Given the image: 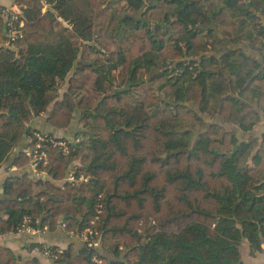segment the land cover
Segmentation results:
<instances>
[{
	"label": "trees",
	"instance_id": "1",
	"mask_svg": "<svg viewBox=\"0 0 264 264\" xmlns=\"http://www.w3.org/2000/svg\"><path fill=\"white\" fill-rule=\"evenodd\" d=\"M17 1L25 5L23 36L0 45V164L70 72L48 118L67 126L78 109L82 127L74 139L42 131L66 140L70 151L42 142L47 157L37 159L36 171L56 181L28 172L6 178L0 230H17L26 216L37 228H54L63 217L68 230L92 226L95 237L111 243H39L55 264H98L94 256L101 264H245L244 238L253 252L264 250V179L247 162L254 137L240 139L225 122L247 132L264 116V0H50L55 10L45 11L42 0ZM163 4L171 7L161 19L145 18ZM5 22L1 17L0 41L8 39ZM216 26L214 36L227 44L210 52L203 30ZM241 40L252 49L231 46ZM167 62L178 71V106L191 101L210 112L216 99L222 122L212 121L195 139L177 115L126 101L147 69ZM116 70L123 85L114 88ZM35 130L27 131L29 147ZM228 133L229 148L212 147ZM33 158L24 150L13 163ZM71 169L86 178L70 180ZM0 264L42 262L2 245Z\"/></svg>",
	"mask_w": 264,
	"mask_h": 264
},
{
	"label": "crops",
	"instance_id": "2",
	"mask_svg": "<svg viewBox=\"0 0 264 264\" xmlns=\"http://www.w3.org/2000/svg\"><path fill=\"white\" fill-rule=\"evenodd\" d=\"M42 2V11H45L47 9L55 10V8L53 7V2H51L50 0H42ZM0 6L9 7L14 11L20 12L21 14L23 13V8L25 7V5H22L17 0H0ZM64 22L67 23L66 20H64ZM4 29L6 32L5 24ZM7 44L8 42L5 39L0 41V45ZM231 46H243L247 51L252 49L250 43L244 40H241L238 43L231 42ZM260 58L262 61H264L263 55H261ZM70 74L71 72L64 79H58V96H56V98L50 103L47 110L42 111L38 115H35L29 122H27V126L25 129L26 133L24 134L22 140L12 148L8 157L0 164V198L3 196L5 191L6 178L10 175H13L14 173L24 174L28 172L32 176H43L50 180L56 181V179L51 174H38L35 167H33L32 162L27 165H16L13 163V161L21 151H28L30 145V136L28 135L27 131L29 130V128L38 129L45 132H53L56 135L67 137L70 139H74L78 135V131L82 127V124L80 122V110H74L73 117L71 118V121L67 126H56L52 122H50L48 118L55 100L61 98L63 96V92L68 89L69 84L67 79ZM215 101L216 99L214 100V106L216 107L217 104ZM2 121L3 120L0 117V128L3 126ZM214 121L222 122V118L219 115H216ZM225 122L227 123L228 129L235 131L240 139L245 138L246 140H249L250 138L254 137L251 140L252 147L247 162L252 167L253 174L264 179V116L262 117V120L259 124H257L252 130L247 132L243 131L238 123L227 121ZM229 144L231 145L230 140ZM255 155H258L257 159H254ZM73 166L74 165H72V167ZM57 181L61 182L60 180ZM35 189L37 190V186H35ZM62 221L63 217L60 219L56 227L50 228L48 224H45L43 227L38 228L36 232L18 229L10 230L9 232L0 230V246L3 245L11 247L17 254L22 257L23 260L37 256L41 260L42 264H55L53 258L50 257L48 253L41 250V248L38 246L39 243L43 246L56 245L60 248H64L71 242H76L78 246L85 242L78 236L72 235L69 230L61 224ZM240 252L241 259L245 264H264V250H257L256 252H252L251 244L246 238H244L240 243Z\"/></svg>",
	"mask_w": 264,
	"mask_h": 264
},
{
	"label": "rangeland",
	"instance_id": "3",
	"mask_svg": "<svg viewBox=\"0 0 264 264\" xmlns=\"http://www.w3.org/2000/svg\"><path fill=\"white\" fill-rule=\"evenodd\" d=\"M169 7H171V5L163 4L150 8L144 14V16L152 22L157 21L161 19L163 15V10ZM215 29L216 30L214 31L208 29L203 30V34L206 35L205 39L210 42V52L216 50L215 44L224 47H226L227 44H224L222 41L218 40V38L214 36L213 33H219L221 31L217 26ZM224 41L229 43V39L227 38H224ZM198 58L199 56H187L185 59L187 62L193 63V65L195 66ZM167 63L169 65L167 67L159 66L156 64L152 68L147 69L145 81L142 84L135 86L130 91V93L125 94L126 101L128 104L138 103L142 106H145V108L151 111H155L159 115H177L181 127L191 129L194 133L193 139H195L199 135V133L206 129L210 125V123L215 120L216 114L214 113V101H212L211 103L212 109L210 112H202L199 109H196L191 101H187L185 106H178L177 101L174 97V92L178 86V79L176 77L178 71L173 69V66L169 64V62ZM197 63H199V61H197ZM211 67L213 68L212 65ZM114 80V88L121 87L123 85L121 82L122 79L120 78L117 70L115 71ZM230 138L231 135H229L228 133L225 137L224 143L220 141H215L212 143V147L229 148ZM110 244L111 243L108 240L102 239V242L99 244V246H104L106 248V246Z\"/></svg>",
	"mask_w": 264,
	"mask_h": 264
},
{
	"label": "built area",
	"instance_id": "4",
	"mask_svg": "<svg viewBox=\"0 0 264 264\" xmlns=\"http://www.w3.org/2000/svg\"><path fill=\"white\" fill-rule=\"evenodd\" d=\"M1 17H4L6 20L5 26H6V34L8 36L7 42L10 43L13 40H16L23 36L22 32V26L24 25V19L22 18V15L18 11H14L13 9L6 7V6H0V19ZM33 136L37 138V142L35 143V147H29L28 153L33 154L34 161L32 162L33 167L37 166V159L38 158H46L47 152L44 149H40L42 147L43 141L51 140L54 145H62L64 153H68L70 151L69 143L64 139H56L55 137H48L44 132L35 130L33 132ZM47 161L45 160L43 164H46ZM36 169V168H35ZM46 171L44 169L37 171L38 174L45 173ZM70 180H76V179H85L86 177L84 175H80L79 177L75 174V170L71 169L68 175ZM101 196V194H100ZM102 203L100 202L98 204V211H101ZM30 218L26 216L23 220L22 225L18 228V230H28L31 232H36L38 230L37 227L31 225L29 223ZM64 227L66 225L65 222L62 221L61 223ZM69 232L72 235H76L79 238L83 239L87 242L90 246H97L102 242L101 236L95 237L96 234H98V230H95L92 226L86 227L83 231H79L76 229H71ZM101 241V242H100ZM49 249H47L45 252L49 253ZM94 259L97 261L98 264L102 263V259L98 258L97 256H94Z\"/></svg>",
	"mask_w": 264,
	"mask_h": 264
}]
</instances>
